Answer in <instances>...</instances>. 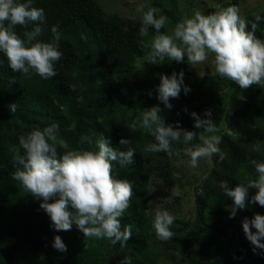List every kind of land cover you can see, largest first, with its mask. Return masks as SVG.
<instances>
[{
  "label": "trees",
  "instance_id": "obj_1",
  "mask_svg": "<svg viewBox=\"0 0 264 264\" xmlns=\"http://www.w3.org/2000/svg\"><path fill=\"white\" fill-rule=\"evenodd\" d=\"M240 1L228 0L237 6ZM34 6L43 8L46 18L38 39L50 41L51 27L56 25L63 55L55 64L56 75L45 80L35 73H14L0 53V264H121L124 257L131 264H157L160 254L149 244L154 231V213L148 204L150 168L164 171L174 154L188 146L182 141L174 143L172 156L145 152L144 145L152 137L142 128L127 127L130 118L139 115L143 108L157 104L164 107L156 99L159 78L151 74L143 78L138 75L137 80L129 78L150 52L151 41L148 36L138 35L139 25L125 27L117 14L106 13L97 0H34ZM212 11L208 8L203 13ZM160 14L168 18L160 29L165 33L186 18L166 7ZM258 14L262 19L256 22L255 35L264 39V12ZM244 18L255 22L252 14ZM31 27L32 23L16 25L15 30L23 35ZM149 34H156L151 27ZM186 61H170L168 70H177ZM205 62L212 64L211 55ZM191 82L193 91L202 89L207 100H213V85L215 94L229 90L217 96L222 99L220 148L225 158L218 161L213 156L206 178L192 192V219L175 218L171 225L175 235L160 241L168 243V247L186 245V264H264V252L253 251L241 224L243 218H251L254 213L264 214V207L253 203L238 209L236 216L229 219L232 200L219 188L221 180L234 187L256 178L249 161L264 155L252 151L253 143L264 141V88L252 84L240 89L228 79L207 75L191 78ZM182 93L178 98H170V103L183 99ZM12 104L16 105L15 111ZM164 119L173 124L179 120L182 128L196 132L194 118L188 114ZM53 122L60 125V133L70 148L93 149L95 140L104 136L110 138V146L123 150L125 146L118 144L119 138L130 140L133 163L121 167L113 162L117 178L128 179L132 185L129 207L120 217L121 228L130 225L132 235L123 246L102 238L99 246L90 240L66 243L65 252L51 247L54 235L79 238L83 234L75 225L59 232L50 227V219L39 208V201L13 178L20 166L12 157L20 135L36 125L43 127ZM226 129L234 135L229 137ZM255 191L250 188L249 195Z\"/></svg>",
  "mask_w": 264,
  "mask_h": 264
},
{
  "label": "clouds",
  "instance_id": "obj_2",
  "mask_svg": "<svg viewBox=\"0 0 264 264\" xmlns=\"http://www.w3.org/2000/svg\"><path fill=\"white\" fill-rule=\"evenodd\" d=\"M136 12L140 14L138 35L147 37L150 27L156 33L146 62L156 64L167 58L179 63L186 58L189 64L195 65L209 60L211 55L215 73L240 89L264 84V39L255 35L256 22L262 19L258 13L252 14L255 22L246 21L236 4H217L208 14L197 10L190 17L177 21L168 34L160 31L168 18L157 15L159 9L147 6L146 0L137 3ZM45 19L44 9L34 6V0H0V53L7 58L8 67L14 73H35L45 80L56 75L55 64L63 55L60 32L53 25L50 41L38 39ZM29 23L32 27L23 35L16 32V25ZM183 77V71L159 75L156 99L164 108L171 110L170 98H178L181 91L184 94L190 91ZM10 106L15 111L16 105ZM183 110L188 111L187 108ZM161 111L159 104L153 105L127 125L132 130L142 128L152 137L144 145L145 152L172 156L173 144L182 141L188 146L184 151L192 167H196L201 158L211 161L216 156L218 161L224 160L225 153L220 148L222 136L218 134L220 130L212 119L211 109H204L203 116L195 111L189 113L194 118L193 127L202 129L206 135L182 128L179 120L174 124L166 123ZM225 131L229 137L234 135L230 129ZM118 144L125 146L124 149L113 148L110 138L101 136L95 140L93 149L70 148L58 123L36 125L18 137L12 159L20 167L13 178L39 201V208L49 217L53 230L67 231L75 225L85 237L107 238L112 244L120 242L123 246L132 235L131 226L121 228L120 221L129 207L132 185L128 179L117 178L113 162L117 161L121 167L131 165L134 150L128 146V138H119ZM252 151L264 154V141L253 143ZM249 163L254 166L255 179L234 187H229L224 180L219 181L223 194L232 200L229 219L236 216L238 209L253 203L264 207V155ZM250 188L256 190L251 195ZM173 222L170 211L158 207L152 219L156 237L161 241L172 239L175 235L171 229ZM241 224L253 251L264 252V214L254 213L251 218H243ZM51 247L59 252L67 251L60 235L53 236ZM121 264H131L130 259L122 258Z\"/></svg>",
  "mask_w": 264,
  "mask_h": 264
},
{
  "label": "rangeland",
  "instance_id": "obj_3",
  "mask_svg": "<svg viewBox=\"0 0 264 264\" xmlns=\"http://www.w3.org/2000/svg\"><path fill=\"white\" fill-rule=\"evenodd\" d=\"M97 2L106 13L117 14L123 20L125 27H136L140 24V14L136 12V5L140 0H97ZM146 4L159 9L157 15L161 13L163 7H166L173 10L176 14L190 17L197 10L203 13L210 8L214 11L217 4L227 6L229 2L228 0H146ZM238 7L243 17L253 13L264 12V0H242L238 3ZM168 34H171V31H168ZM152 37H154L153 34L148 35L151 43ZM169 63L170 61L167 58L156 64L148 63L146 58H143L138 63L137 71L130 74L129 78L137 80L138 75L143 78L150 74L159 78L161 73L169 74L172 72L168 70ZM174 71H183L184 83L190 88V91L187 94L182 93L185 96L183 99H178L171 103L173 105L171 110L162 107L160 115L178 118L195 111L203 116L204 109H211L212 119L220 130L218 134L221 135L220 108L222 99H218L217 96L219 93H228L229 90L224 89L215 94L216 85H213V97L211 98L213 100H207L205 95L201 94L202 89L193 91L191 78H200L205 75L220 79L223 77L215 73L213 64L206 62L193 65L186 61ZM260 87L264 88V84H260ZM191 92L193 95H191ZM185 108H187V112L183 110ZM143 109L146 110L147 108ZM141 112L139 111V115L131 117L130 121L138 119ZM196 132H198V135H206L202 129H196ZM184 149L185 147L174 154L169 166L164 171L158 167L150 168L148 204L153 213L158 207H163L170 211L174 219L190 221L193 216L192 192L198 189L200 183L206 178L207 171L210 168V161L207 158H201L198 165L192 167ZM172 193H177V195L173 196ZM62 239L65 243L78 244L90 240L94 245L99 246L102 238L97 239L82 235L79 238L64 236ZM149 244L160 254L157 264H186L187 261L184 256L189 250L186 245L179 248L171 245L168 247V243H161L154 231L150 235Z\"/></svg>",
  "mask_w": 264,
  "mask_h": 264
}]
</instances>
